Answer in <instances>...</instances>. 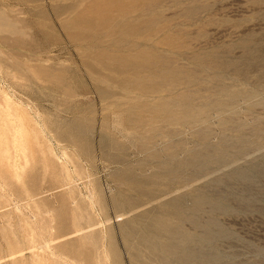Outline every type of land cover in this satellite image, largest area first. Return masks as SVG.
Returning a JSON list of instances; mask_svg holds the SVG:
<instances>
[{
  "label": "rangeland",
  "instance_id": "obj_1",
  "mask_svg": "<svg viewBox=\"0 0 264 264\" xmlns=\"http://www.w3.org/2000/svg\"><path fill=\"white\" fill-rule=\"evenodd\" d=\"M205 263L264 264V0H0V264Z\"/></svg>",
  "mask_w": 264,
  "mask_h": 264
},
{
  "label": "bare ground",
  "instance_id": "obj_2",
  "mask_svg": "<svg viewBox=\"0 0 264 264\" xmlns=\"http://www.w3.org/2000/svg\"><path fill=\"white\" fill-rule=\"evenodd\" d=\"M105 6H107V5H105ZM104 7V6H103ZM111 12V11H110ZM121 12V11H120ZM119 31V30H118ZM120 32V31H119ZM126 37V36H125ZM156 66V69L154 70V67ZM170 66V65H169ZM158 67V68H157ZM117 69H118V71L119 72H121V73H126V74H128V76H126L125 78H124V80H128V79H130V77H132V72L131 71H133V74L135 73V72H139V71H142V73H148L147 75H149V74H151V75H153V76H156V77H160L161 76V73H163V72H165V70L167 69V68H165V67H159V65H158V60H151V58L150 57H148V56H146V55H143V56H141V57H139V58H133V59H130L128 62L127 61H122L119 65H117ZM154 70V71H153ZM167 71H170V69H168ZM172 72H173V70H171ZM172 72H170V74H173ZM140 77V76H139ZM171 79V78H170ZM172 80V79H171ZM133 86V85H132ZM158 87V86H157ZM188 109V108H187ZM139 119V118H138ZM137 120V119H136ZM172 171V170H171ZM167 173H169L168 171H167ZM172 173V172H171ZM173 174H175L174 172H173ZM172 176V175H171ZM176 204V202L174 203V206H177V205H175ZM200 204V203H199ZM199 204H197V205H199ZM178 213L179 212H177V215H178ZM167 214L169 215V214H171V216L172 215H174L173 214V212L171 213V212H167ZM164 215V214H163ZM179 215H181V214H179ZM176 216V218L177 217H181V216ZM167 216V215H166ZM162 217L163 216H161V219H157L156 217L155 218H153V219H156V220H154L153 222H154V227H153V225H151V224H149L151 227V229L149 230V229H146L145 231H146V233L147 234H149L150 233V236L152 237V238H156V239H158L159 237L158 236H160L161 234H170V233H176L177 232V229H176V227L175 228H171L170 226L171 225H169V223H170V220H168V219H166V220H168L169 221V223H168V221H165L164 219L162 220ZM164 217H165V215H164ZM168 218H169V216H167ZM166 217V218H167ZM172 217H174V216H172ZM171 217V218H172ZM173 219V218H172ZM172 219H171V221H172ZM178 219V218H177ZM174 220H175V218H174ZM167 222L168 223V225L165 223V222ZM151 222V221H150ZM152 222V223H153ZM175 225V224H174ZM153 227V228H152ZM171 229H170V228ZM173 227V226H172ZM147 228H149V227H147ZM132 232V231H131ZM178 232H180L179 230H178ZM177 232V233H178ZM135 233V232H134ZM177 233L176 234H174V237H176V235H177ZM136 234V233H135ZM134 234V235H135ZM167 234H166V236H167ZM180 234V233H179ZM139 235H141V234H139ZM144 235V234H143ZM171 236L173 235V234H170ZM169 235V236H170ZM126 236V235H125ZM132 236V235H131ZM137 237H138V234L136 235ZM142 236V235H141ZM165 236V235H164ZM158 237V238H157ZM161 237V236H160ZM178 237V238H177ZM176 238L177 239H179L181 236H177ZM184 236H182V238H183ZM152 238H150L149 236H148V239H151V241H153V242H155V240L153 239L152 240ZM171 238H173V237H171ZM170 238V239H171ZM175 238V239H176ZM148 239H144V237L142 238H140V240L142 241V242H144V243H146L147 245H145L147 248L148 247H150V248H148L147 250H152V251H154V253H155V250H156V252H159V246L161 245L160 243H159V246L157 245V248H156V243L155 244H152L153 242H150ZM184 239H187V238H185L184 237ZM140 241V243H142ZM174 241V240H173ZM172 241V242H173ZM175 241H177V240H175ZM170 242V241H169ZM171 242V243H172ZM143 243V244H144ZM164 244V243H163ZM163 244L161 245V250H164L163 252H165V251H168V252H171V247L172 246H174V245H172L171 247H169L168 245L166 246V245H164V247H163ZM140 245V244H139ZM169 245H170V243H169ZM176 246V245H175ZM178 247V246H177ZM181 247V246H180ZM173 248H176V247H173ZM158 249V250H157ZM168 249V250H167ZM180 249V248H179ZM150 250V251H151ZM160 250V251H161ZM174 250V249H173ZM172 250V252L170 253V254H174V255H176V254H179L180 252L178 251V249H177V251L179 252V253H177L175 250L173 251ZM163 252H161V253H163ZM174 252H176V254L174 253ZM166 253V252H165ZM153 254V253H152ZM169 254V253H168ZM181 254V253H180ZM137 255H139V254H137ZM156 255V254H155ZM162 255V254H161ZM185 255V254H184ZM149 256H152V255H150L149 254ZM135 257V256H134ZM157 257V256H156ZM164 257V256H163ZM136 258V257H135ZM137 258H138V256H137ZM158 258V257H157ZM172 258V257H171ZM168 259V258H167ZM149 260V259H148ZM151 261H155V260H151ZM156 262V261H155ZM154 262V263H155ZM161 262V261H160ZM165 262V261H164ZM168 262V261H167ZM157 263V262H156ZM158 263H159V261H158ZM206 264V263H205Z\"/></svg>",
  "mask_w": 264,
  "mask_h": 264
}]
</instances>
